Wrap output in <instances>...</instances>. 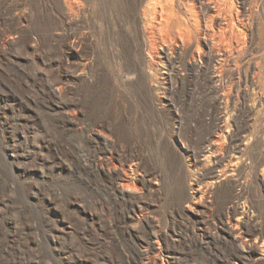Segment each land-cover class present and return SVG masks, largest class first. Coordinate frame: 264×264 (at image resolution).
Listing matches in <instances>:
<instances>
[{"label":"rangeland","instance_id":"1","mask_svg":"<svg viewBox=\"0 0 264 264\" xmlns=\"http://www.w3.org/2000/svg\"><path fill=\"white\" fill-rule=\"evenodd\" d=\"M141 1L0 0V264H264V0L223 86Z\"/></svg>","mask_w":264,"mask_h":264},{"label":"bare ground","instance_id":"2","mask_svg":"<svg viewBox=\"0 0 264 264\" xmlns=\"http://www.w3.org/2000/svg\"><path fill=\"white\" fill-rule=\"evenodd\" d=\"M236 7V0H142L139 12L141 44L147 50L158 44L169 46L171 42L176 41L182 47H193L194 60H199L198 57L204 52L208 62H216L214 75L223 86L227 76L232 77L237 68L236 60L245 53L247 40L252 42L256 37L255 12L259 13L260 5L257 3L256 11L247 15ZM261 45L262 57L264 42ZM147 54L151 55L149 50ZM254 67L259 70H255L256 75L247 77V80L264 89L262 66L254 64ZM58 90L53 88L56 95L59 94ZM134 163L135 169H138L140 161ZM110 170L112 168H109ZM127 181L129 184H123L120 188L122 191L131 188L133 183L130 184V179ZM236 241L243 249L253 245L252 240Z\"/></svg>","mask_w":264,"mask_h":264}]
</instances>
